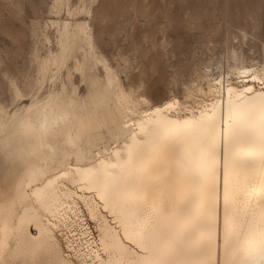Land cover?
<instances>
[{
  "label": "bare ground",
  "instance_id": "obj_1",
  "mask_svg": "<svg viewBox=\"0 0 264 264\" xmlns=\"http://www.w3.org/2000/svg\"><path fill=\"white\" fill-rule=\"evenodd\" d=\"M255 68H238L241 84L218 78L211 102L174 98L138 116L106 104L63 137L2 138L22 163L0 200V264H264Z\"/></svg>",
  "mask_w": 264,
  "mask_h": 264
},
{
  "label": "rangeland",
  "instance_id": "obj_2",
  "mask_svg": "<svg viewBox=\"0 0 264 264\" xmlns=\"http://www.w3.org/2000/svg\"><path fill=\"white\" fill-rule=\"evenodd\" d=\"M249 65L264 78V0H0V200L22 163L1 139L19 128L63 137L106 104L211 102Z\"/></svg>",
  "mask_w": 264,
  "mask_h": 264
}]
</instances>
